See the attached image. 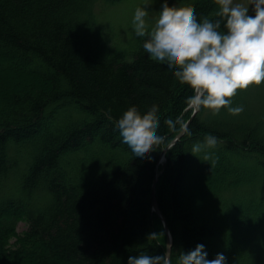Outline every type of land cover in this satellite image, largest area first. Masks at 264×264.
I'll return each instance as SVG.
<instances>
[{"label": "trees", "instance_id": "16d2710c", "mask_svg": "<svg viewBox=\"0 0 264 264\" xmlns=\"http://www.w3.org/2000/svg\"><path fill=\"white\" fill-rule=\"evenodd\" d=\"M121 1L0 0V264H127L164 253L151 206L157 168L173 264L198 243L209 259L264 264V82L230 98L239 114L201 107L157 167L191 118L194 90L147 57L145 36L125 45L105 34L95 10ZM171 1L198 19L219 7ZM133 106L141 117L155 110L163 137L142 161L115 123Z\"/></svg>", "mask_w": 264, "mask_h": 264}, {"label": "clouds", "instance_id": "9594fccd", "mask_svg": "<svg viewBox=\"0 0 264 264\" xmlns=\"http://www.w3.org/2000/svg\"><path fill=\"white\" fill-rule=\"evenodd\" d=\"M146 5L136 8L133 23L137 36L146 37L143 49L147 57L194 90L189 101L195 109L218 112L229 106L230 113H241L243 105L231 106L230 98L238 89L264 82V0H250L247 6L236 0H218L216 17L202 19L191 9H169L165 0L151 27L146 21ZM154 111L141 117L133 106L115 122L120 143L140 161L163 140ZM205 143L214 146L217 138L209 135ZM199 149V144L194 145V151ZM171 253L170 246L159 255H129L127 264H173ZM176 264H228V258L218 252L209 259L206 245L198 243L182 251Z\"/></svg>", "mask_w": 264, "mask_h": 264}, {"label": "rangeland", "instance_id": "374dc122", "mask_svg": "<svg viewBox=\"0 0 264 264\" xmlns=\"http://www.w3.org/2000/svg\"><path fill=\"white\" fill-rule=\"evenodd\" d=\"M168 8H173V2L166 0ZM236 2L247 6L250 0H236ZM165 0H122L113 5H102L95 10L96 19L105 34H108L114 41L122 44L135 42L137 34L135 32L133 16L137 7L144 6L149 10L146 17L149 27L154 26L159 16V9ZM25 230V224L19 222L16 227L18 234ZM13 240L10 244L12 245Z\"/></svg>", "mask_w": 264, "mask_h": 264}, {"label": "water", "instance_id": "95a60500", "mask_svg": "<svg viewBox=\"0 0 264 264\" xmlns=\"http://www.w3.org/2000/svg\"><path fill=\"white\" fill-rule=\"evenodd\" d=\"M197 111L198 110L193 107V113L191 115V118L185 123V125L182 127L180 132L171 140V142L162 150L160 157H159L157 167L164 162L166 152L172 146H174L177 142H179L181 140V138L184 136L186 129H187L192 117L197 113ZM157 178H158V173H157V169H156V173H155L154 180L152 183V188H151V206H152L153 212L160 218V220L162 222L164 233L166 236V242H165V251H166L167 248H169L170 246L172 247V238H171L170 231L167 227V223H166L165 219L163 218L161 212L158 209V205H157V201H156V197H155V187H156V183H157Z\"/></svg>", "mask_w": 264, "mask_h": 264}]
</instances>
